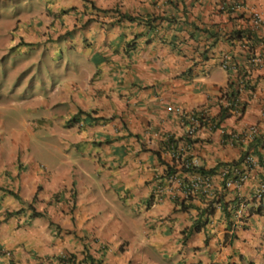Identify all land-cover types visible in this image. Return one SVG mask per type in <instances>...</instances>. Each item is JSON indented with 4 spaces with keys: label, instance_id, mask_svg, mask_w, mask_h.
Instances as JSON below:
<instances>
[{
    "label": "crops",
    "instance_id": "0c3cea01",
    "mask_svg": "<svg viewBox=\"0 0 264 264\" xmlns=\"http://www.w3.org/2000/svg\"><path fill=\"white\" fill-rule=\"evenodd\" d=\"M92 1L99 9L83 7L81 0L52 31V45L64 39L67 52L66 59L61 50L49 55L55 77L43 78L35 96L16 99L41 118L10 133L13 169L0 165V188L24 196L29 204L3 206L0 236L14 231L8 240L23 264H66L57 258L65 251H76V259L89 251L94 262L82 264H264V197L252 198L263 172L251 174L240 188L247 204L242 223L214 208L199 229L192 225L204 207L200 195L190 199L167 175L161 176L173 167L168 135L182 157H196L205 168L235 160L243 148L254 149L250 143L221 140L219 130L206 124L186 135L175 111L207 108L209 117L218 118L220 100L233 87L218 59L226 54L239 65L245 61L244 51L225 40L223 31L232 19L226 10L217 12L223 0ZM246 2L235 9H264V0ZM77 12L81 14L71 15ZM213 17L219 20L220 35L204 30ZM32 38L23 41L30 43L28 48L39 44L38 36ZM213 65L224 71L222 81L208 78ZM252 78L261 87L253 71ZM254 93L238 117L222 120L226 128L259 117L262 93ZM56 118L63 120L57 126L61 142L72 149L69 166L45 165L32 156L26 162L30 137L39 127L56 133ZM6 120L0 117V124ZM20 145L23 149L16 154ZM11 176L15 182L3 184ZM212 183L219 186L218 174ZM159 185L165 189L156 197ZM232 198L231 192L223 196L224 202Z\"/></svg>",
    "mask_w": 264,
    "mask_h": 264
},
{
    "label": "rangeland",
    "instance_id": "374dc122",
    "mask_svg": "<svg viewBox=\"0 0 264 264\" xmlns=\"http://www.w3.org/2000/svg\"><path fill=\"white\" fill-rule=\"evenodd\" d=\"M78 2L81 0H0V117H7V120L0 124V165L4 168L13 169L9 163V155L13 153L12 136L10 135L12 128L17 127L15 132L18 133L26 121H31L35 117L41 118V115H35V111L30 112L17 100L23 96H35L43 78L50 80L55 77L49 65V55L52 51L55 54L61 50L62 56L67 58L64 39H57L52 45L54 41L52 40V36H54L52 31L57 25L59 26V23L62 21L64 23L70 18L66 9L73 5L77 6ZM71 12H75V10H71ZM78 14L81 12L71 15ZM60 33L57 31V36H63ZM32 35L38 36L36 40L39 44L28 48L30 43L25 44L23 41L32 40ZM208 78L217 82L222 81L224 71L218 65H213ZM11 100L16 102L13 103ZM61 124H63V120L59 118H56L52 123V126L57 130L56 133H51L43 127L37 129L36 135L30 137L27 145L26 150H30L29 153L24 150L28 159L26 162L32 156L45 165L47 163L56 165L57 163L60 166H69L68 152L72 149L67 146L68 143L67 145L63 144L59 138L58 133L61 127L57 126ZM22 147L21 145L15 147V153H20ZM44 153L46 154L43 156ZM72 158L73 155H71V160ZM13 182L15 180L11 176L8 178V182L3 184L10 186ZM6 191V189L0 188V214L3 206L8 204L19 202L20 205L28 206L29 203L25 201L24 196L14 197L11 195L13 193ZM11 215L9 214L7 218L12 220L14 217ZM1 221L0 219L1 225H5L4 220ZM19 232L20 238H22L21 233L23 235L24 233L21 229ZM13 233L14 231L11 230L7 235L0 236V264H23L17 261L18 252L14 250L8 240ZM29 264H34V262H29Z\"/></svg>",
    "mask_w": 264,
    "mask_h": 264
},
{
    "label": "built area",
    "instance_id": "2783aa9c",
    "mask_svg": "<svg viewBox=\"0 0 264 264\" xmlns=\"http://www.w3.org/2000/svg\"><path fill=\"white\" fill-rule=\"evenodd\" d=\"M248 17V28L250 31L257 34V38L251 43H248L244 39L240 40L239 46L245 53V61L241 65L237 62L231 61L228 55L224 54L220 58V65L227 71H233L237 74L236 83L234 85L233 92H227L226 96L220 100L219 111L228 113L227 116L238 117L242 109L245 107V99L254 98L255 91H261V96L258 98L260 103L258 105L259 117L255 121L244 122V124L237 128L231 126H220L216 124L218 119L215 117H209L207 108L200 109L196 112L188 111L185 108L176 107L175 111L178 113L180 120L184 126L183 132L186 135H193L197 127H201L206 124L210 129H218L221 134L220 139L226 140L228 143H250L261 132V122H264V9H257L254 7L245 8ZM252 71L256 73L257 79H261V87H255L256 82L253 81ZM248 92V95L243 96L242 92ZM260 147V156L253 150L243 154L242 158L239 156L230 162L220 165L218 168V175L220 183L218 187L212 183V173H203L198 171H192L190 166L199 165V161L196 157H179L177 150H170V156L176 160V170L170 173L167 177L174 183L176 188L180 190L185 196L189 194L203 195L208 198L215 197L219 199L223 198L227 192L233 194L234 200L230 206L233 223L240 224L246 218L247 204L246 198L240 194V188L243 183L250 179V175L253 173L263 172L262 178H260L255 185L252 198L255 200H261L264 197V145ZM237 161V162H236ZM164 186H157L154 191V195L161 196ZM225 200H228L226 197ZM207 203L203 202L206 206ZM214 207L218 210L222 209L220 203L214 202Z\"/></svg>",
    "mask_w": 264,
    "mask_h": 264
},
{
    "label": "trees",
    "instance_id": "16d2710c",
    "mask_svg": "<svg viewBox=\"0 0 264 264\" xmlns=\"http://www.w3.org/2000/svg\"><path fill=\"white\" fill-rule=\"evenodd\" d=\"M82 3L85 4L84 7H95L97 9H99L95 3L92 0H82ZM246 0H233L231 3L225 2V0L218 2L217 4V12L221 13L223 10H226L227 12H229L231 14V25L229 27H225L224 28V36H225V40H227L229 42L230 45L232 46H239V41L244 39L246 42H250L251 39H253V41L257 38V34L255 32L250 31L248 28H245V26H248V17H247V13L244 7L242 10L239 9H235L237 6H244L246 4ZM91 5V6H88ZM72 7L74 6H70L68 9L66 10H70ZM76 7V6H75ZM262 8V7H261ZM101 11H113L114 8H106V9H100ZM211 14H215V13H211ZM120 15H124V14H120ZM244 15V16H243ZM126 16L128 19H135L136 16L127 14L124 15ZM94 17H91V19ZM244 19V20H243ZM156 21V17H152L150 18V21ZM213 23H206L204 30H206L209 34H213L216 35L219 33L220 35V30L218 28V22L219 20H217V18H211L210 20ZM210 24V25H209ZM212 25V27H211ZM221 30H223L221 28ZM251 43H253L251 41ZM239 49H241L240 47H238ZM223 55V54H222ZM228 58L233 61V59L230 58V56L228 55ZM232 81L234 80V78L232 77L231 79ZM231 83V82H230ZM245 105L248 104V100L245 99ZM82 112V111H79ZM89 113V112H86ZM79 114V113H78ZM226 112H220L218 115V121H216V124L220 125V126H225L222 123V120L227 117ZM75 117V116H74ZM261 128V132L259 133V135H257L258 137H256V139H254L252 142H250V146H254V149L252 152L258 154L260 156V151H258L259 149L257 148L258 146H262L264 145V122H261L260 125ZM175 140V138L173 136H166V149L168 150H175V142L173 141ZM176 141V140H175ZM192 141V139H191ZM165 145V144H164ZM248 152L247 148H243L239 158L243 157V154ZM237 162V161H236ZM226 162H221V163H217L213 166H211L210 168H205L202 164L197 165V166H190L189 169H191L192 171H198V172H203V173H212L214 175H216L218 173V168L220 165H223ZM175 172V168L172 167L171 165L167 167V169L163 171V173H161L162 175H167L169 176L170 173ZM260 178H262L260 176ZM192 196H190L189 198L191 199ZM178 199V198H177ZM176 199V200H177ZM200 199L202 202L207 203L206 206H204L203 208H200L199 213L197 214V217L194 219L192 228L193 229H199L201 226H203L206 223V219L208 218V216L210 214L213 213L214 210V202L215 203H220L222 210L224 211L226 216H230L231 212H230V206L232 204V200L226 201L224 202V199L222 197H220L219 199H216L215 197H211L208 198L206 196L200 195ZM179 201V200H177ZM185 201H181L180 203L184 205ZM192 203V202H191ZM190 202H188V204H191ZM257 210L259 211V208H257ZM38 211H33V213H37ZM83 251V250H82ZM89 252V251H88ZM82 253L83 254V258L81 257L80 259H76V251H65L63 253H60L57 257L58 260L61 262H64L66 264H82L84 263L87 259H90V262H94L93 259V255L90 254V252L88 253ZM84 261V262H83ZM128 264V263H127Z\"/></svg>",
    "mask_w": 264,
    "mask_h": 264
},
{
    "label": "clouds",
    "instance_id": "9594fccd",
    "mask_svg": "<svg viewBox=\"0 0 264 264\" xmlns=\"http://www.w3.org/2000/svg\"><path fill=\"white\" fill-rule=\"evenodd\" d=\"M222 56V55H221ZM221 56L219 57V59H218V61H220V58H221ZM219 63V62H218ZM219 65H220V63H219ZM221 66V65H220ZM222 67V66H221ZM223 68V67H222ZM224 69V68H223ZM229 73H230V76H229V79L231 80L232 79V77L234 78V80L232 81H230L231 82V84H233V87L231 88V89H229V92H233V90H234V85H235V83H236V77H235V75L237 74L236 72H233V71H228ZM243 96H245V95H243ZM219 112H221V111H219ZM168 136H170V135H168ZM175 150L177 149L176 147L174 148ZM178 151V150H177ZM179 152V151H178ZM179 157L180 158H182V156H181V153H179ZM171 160H172V165H173V167L175 168V170H176V167H175V164H176V160L175 159H173L172 157H171ZM199 165H200V163H199ZM154 193V192H153ZM191 196V194H189L188 195V197H190ZM59 255V254H58ZM58 258V257H57Z\"/></svg>",
    "mask_w": 264,
    "mask_h": 264
}]
</instances>
